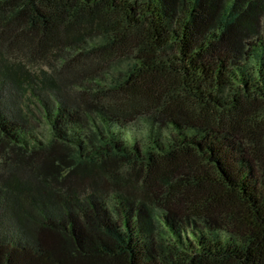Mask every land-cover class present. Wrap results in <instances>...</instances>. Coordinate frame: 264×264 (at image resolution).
Wrapping results in <instances>:
<instances>
[{"label": "trees", "instance_id": "16d2710c", "mask_svg": "<svg viewBox=\"0 0 264 264\" xmlns=\"http://www.w3.org/2000/svg\"><path fill=\"white\" fill-rule=\"evenodd\" d=\"M0 264H264V0H0Z\"/></svg>", "mask_w": 264, "mask_h": 264}, {"label": "rangeland", "instance_id": "374dc122", "mask_svg": "<svg viewBox=\"0 0 264 264\" xmlns=\"http://www.w3.org/2000/svg\"><path fill=\"white\" fill-rule=\"evenodd\" d=\"M37 63H35L34 65H37V66H42V67H44V68H46L47 66H46V63L45 62H43V61H36ZM10 107H12V108H14L13 107V105L10 103Z\"/></svg>", "mask_w": 264, "mask_h": 264}]
</instances>
